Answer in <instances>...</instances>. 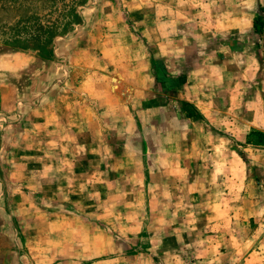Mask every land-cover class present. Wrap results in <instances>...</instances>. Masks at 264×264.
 Wrapping results in <instances>:
<instances>
[{
  "label": "rangeland",
  "instance_id": "374dc122",
  "mask_svg": "<svg viewBox=\"0 0 264 264\" xmlns=\"http://www.w3.org/2000/svg\"><path fill=\"white\" fill-rule=\"evenodd\" d=\"M259 21L0 0V264H264V134L233 142L264 129Z\"/></svg>",
  "mask_w": 264,
  "mask_h": 264
},
{
  "label": "crops",
  "instance_id": "0c3cea01",
  "mask_svg": "<svg viewBox=\"0 0 264 264\" xmlns=\"http://www.w3.org/2000/svg\"><path fill=\"white\" fill-rule=\"evenodd\" d=\"M255 133L264 134V129H260V128L255 129L254 126H251L246 131H242L240 135H238L237 137L235 136L233 139L235 146H241L242 144H246L247 146H250L251 145L250 141L252 139V136L255 135ZM247 143H250V144H247Z\"/></svg>",
  "mask_w": 264,
  "mask_h": 264
},
{
  "label": "trees",
  "instance_id": "16d2710c",
  "mask_svg": "<svg viewBox=\"0 0 264 264\" xmlns=\"http://www.w3.org/2000/svg\"><path fill=\"white\" fill-rule=\"evenodd\" d=\"M259 24H260V26H264L263 23H262L261 21H259ZM166 91H167V90H166Z\"/></svg>",
  "mask_w": 264,
  "mask_h": 264
}]
</instances>
